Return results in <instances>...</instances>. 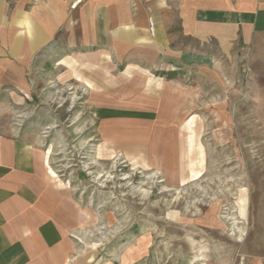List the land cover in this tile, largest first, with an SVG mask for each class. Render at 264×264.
I'll return each mask as SVG.
<instances>
[{
  "label": "rangeland",
  "instance_id": "374dc122",
  "mask_svg": "<svg viewBox=\"0 0 264 264\" xmlns=\"http://www.w3.org/2000/svg\"><path fill=\"white\" fill-rule=\"evenodd\" d=\"M59 31L33 51L0 46V135L46 152L49 175L80 209L79 261L264 264V34L209 52L208 71L163 77L141 51L85 50ZM93 70L127 96L154 82L158 97L167 78L175 112L151 120L167 125L169 162L105 140L96 105L112 97L91 100L102 89L80 71Z\"/></svg>",
  "mask_w": 264,
  "mask_h": 264
},
{
  "label": "crops",
  "instance_id": "0c3cea01",
  "mask_svg": "<svg viewBox=\"0 0 264 264\" xmlns=\"http://www.w3.org/2000/svg\"><path fill=\"white\" fill-rule=\"evenodd\" d=\"M62 29L85 50L141 51L147 69L163 77L202 66L208 71L214 65L209 52L233 51L264 34V0H0V46L9 51L23 44L36 50ZM80 74L97 85L94 91L102 89L91 100L113 99L96 105L109 144L169 162L174 143L163 132L167 125L151 120L168 122L175 112L167 78L158 97L154 82L127 96L105 71ZM122 99L133 106L119 104ZM48 164L36 142L0 135V264H83L76 255L79 206L51 178Z\"/></svg>",
  "mask_w": 264,
  "mask_h": 264
}]
</instances>
